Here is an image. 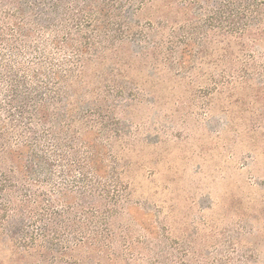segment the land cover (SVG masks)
I'll return each instance as SVG.
<instances>
[{"label": "trees", "instance_id": "16d2710c", "mask_svg": "<svg viewBox=\"0 0 264 264\" xmlns=\"http://www.w3.org/2000/svg\"><path fill=\"white\" fill-rule=\"evenodd\" d=\"M215 43L241 67L224 79H245L264 0H0V264L143 263L123 222L131 64L187 65Z\"/></svg>", "mask_w": 264, "mask_h": 264}, {"label": "rangeland", "instance_id": "374dc122", "mask_svg": "<svg viewBox=\"0 0 264 264\" xmlns=\"http://www.w3.org/2000/svg\"><path fill=\"white\" fill-rule=\"evenodd\" d=\"M220 47L187 65L177 53L161 71L131 64L141 89L120 110L123 222L141 264H264V59L224 79L241 67Z\"/></svg>", "mask_w": 264, "mask_h": 264}]
</instances>
